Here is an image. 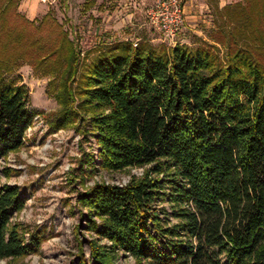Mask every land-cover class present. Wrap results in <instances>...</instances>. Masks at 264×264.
Returning <instances> with one entry per match:
<instances>
[{"label": "trees", "instance_id": "16d2710c", "mask_svg": "<svg viewBox=\"0 0 264 264\" xmlns=\"http://www.w3.org/2000/svg\"><path fill=\"white\" fill-rule=\"evenodd\" d=\"M21 1L0 0V158L24 146L37 114L28 88L6 80L29 64L51 76L60 105L51 127L91 126L99 161L89 153L81 166L143 169L78 192L97 236L92 264H116L120 252L136 264H264V0L218 10L212 41L112 42L83 69L63 23L50 11L28 19ZM26 203L18 185L1 186L0 260L45 241L13 220Z\"/></svg>", "mask_w": 264, "mask_h": 264}, {"label": "rangeland", "instance_id": "374dc122", "mask_svg": "<svg viewBox=\"0 0 264 264\" xmlns=\"http://www.w3.org/2000/svg\"><path fill=\"white\" fill-rule=\"evenodd\" d=\"M24 1L25 7L36 14V21L50 11L63 23L82 52V69L95 56L94 50L104 44L129 41L151 44L157 49L163 45H173L150 25L147 14L150 6L135 13V8L129 5L127 11L120 16L122 19L130 15V22L117 29H105L104 26L101 27L102 16L98 13L89 15L85 0H22L20 5ZM119 1L113 0L109 5L111 11L112 5L119 4ZM212 15L211 20L219 18L217 12ZM213 24L204 28L202 33L185 30L178 36L179 43L184 41L185 44L196 47L200 39L212 41ZM218 49L225 63L226 48L218 45ZM50 78L51 76L36 74L29 64L6 75L7 81L28 88L29 106L40 115L43 125L28 130L27 141L20 150L0 158V188L4 184H16L21 188L27 203L22 212L14 214L13 220L23 224L30 232L39 231L45 241L38 253L3 259L0 264H80L81 258L92 264L89 241L97 236L87 229V218L82 215L86 213V209L77 204L78 192L96 182L123 185L132 175L142 174L140 168L108 171L97 165V169L91 173L93 167L86 163L81 166L89 153L99 161L96 139L91 126L84 121H81V125L76 122L59 130L51 127L60 111V105L52 94ZM84 129L89 130L87 135ZM162 206L168 207L167 204ZM101 240L103 244H108L106 239ZM116 264L136 263L130 255L120 252Z\"/></svg>", "mask_w": 264, "mask_h": 264}, {"label": "crops", "instance_id": "0c3cea01", "mask_svg": "<svg viewBox=\"0 0 264 264\" xmlns=\"http://www.w3.org/2000/svg\"><path fill=\"white\" fill-rule=\"evenodd\" d=\"M129 1L130 0H120L118 2L119 4H113V11H111L112 8H110L109 6L113 3V0H110V2H107V0H85L84 4L88 10L89 15H95L96 13H98L100 16L103 17L101 27L104 26L105 29L108 27H113L117 29L119 27H122L125 23L130 22V15H127L126 18L122 19L120 16L123 12L127 11L126 9L129 5H132V7H134L136 10L135 13H137L143 11L144 8H146L147 6H152V4L154 3V0H131L130 2ZM240 1L243 0H185V30L189 29L196 31L197 33H202V30L204 28H209L210 26H212L211 24L214 23V20L210 19L213 18V12L215 13L227 5ZM25 4L26 1H24L22 5H19V11L21 13H25L24 15L28 19L35 20L36 14L32 10L27 9V7H25ZM92 21L93 19L91 20V22ZM180 43H184V41H181ZM172 46H174V44Z\"/></svg>", "mask_w": 264, "mask_h": 264}, {"label": "built area", "instance_id": "2783aa9c", "mask_svg": "<svg viewBox=\"0 0 264 264\" xmlns=\"http://www.w3.org/2000/svg\"><path fill=\"white\" fill-rule=\"evenodd\" d=\"M150 25L174 45L179 43L178 36L184 32L186 25L184 0H154L147 11ZM43 125V120L36 114L29 130ZM142 173V168H140Z\"/></svg>", "mask_w": 264, "mask_h": 264}]
</instances>
